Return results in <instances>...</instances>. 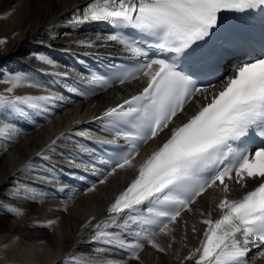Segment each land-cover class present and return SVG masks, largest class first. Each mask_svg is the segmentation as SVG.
Listing matches in <instances>:
<instances>
[{
    "label": "snow or ice",
    "instance_id": "snow-or-ice-1",
    "mask_svg": "<svg viewBox=\"0 0 264 264\" xmlns=\"http://www.w3.org/2000/svg\"><path fill=\"white\" fill-rule=\"evenodd\" d=\"M249 10H264V0H89L66 18L72 28L89 23L108 25L112 31L96 36V41L103 43L88 42L86 46L106 48L107 42H114L126 59L134 61L136 70H119L109 86L140 81L135 94L95 117L108 125L104 128L107 136L97 142L114 146L117 155L105 159L81 144L79 150L88 153V158L67 159L72 168L99 176L86 191L95 192L108 177L133 168L140 149L165 135L139 167L138 175L106 208V217H92L84 225L90 230L92 252L122 257L108 264L138 262L145 245L167 255L175 242L172 225L186 212H199V222L206 227L198 245L180 264H257L264 260V49L256 53L240 39L221 35L224 13ZM59 35L71 32L52 34L55 38ZM6 42L0 39V45ZM240 52L245 56L239 58L236 69L226 78L216 77L222 64L225 73L229 70L232 61L225 58ZM32 55L55 66L47 56ZM93 55L97 60L105 58L99 52ZM72 72L68 69L53 75L67 78ZM80 80L85 87L68 86L78 96L103 91L107 83L98 72L80 74ZM0 83L10 85L5 89L9 95H0V108L17 116L25 114L24 106L43 114L67 99L56 91L39 96L11 95L24 84L45 88L22 75H4ZM193 103L196 110L187 120L174 124ZM9 131H16L15 124L0 118V136ZM76 134L84 136L85 132ZM68 135L53 139L36 153L42 161L39 169L33 166L36 179H50L42 175L53 170L45 162L57 151L58 141ZM51 181L55 182V177ZM249 181L256 186L242 199L228 198L233 185L243 189ZM66 187L60 185L58 190ZM208 189L222 193L219 202L211 210L193 207ZM10 195L20 197L22 193L17 190ZM3 207L0 203V209ZM217 209L219 216L214 219ZM184 228L187 240V221ZM191 231L196 234L195 225ZM161 235L169 238L166 246L156 240ZM60 264L86 262L68 254Z\"/></svg>",
    "mask_w": 264,
    "mask_h": 264
},
{
    "label": "bare ground",
    "instance_id": "bare-ground-1",
    "mask_svg": "<svg viewBox=\"0 0 264 264\" xmlns=\"http://www.w3.org/2000/svg\"><path fill=\"white\" fill-rule=\"evenodd\" d=\"M88 2L89 0H0V39L7 41L0 45V78L4 75H22L36 83L42 82L45 77L55 76L54 72H64L65 69L59 63H55V66L45 65L33 53L50 58L49 56H67L75 52L96 50L97 48H88L86 44L103 43L96 41V36L104 34L86 25L72 28L65 22L67 17ZM66 31L71 32V35H59L58 38L52 36L53 33ZM81 41L85 43L81 44ZM107 43L115 45L114 42ZM49 44L52 46L48 47ZM8 87L10 85L0 83V95H9L5 91ZM48 92L24 84L11 95L39 96L47 95ZM130 92V84L122 85L88 97L83 103L71 104L68 108H63L60 101L43 114L27 106H24L23 116L0 108V118L13 122L16 128V131L0 136V203L4 205L0 209V264H60L68 254H75L76 260L86 264H108L110 260L122 259L120 256L92 252L88 245L90 230L84 225L92 217L97 220L106 217V208L134 177L146 157L161 144L165 135L161 134L160 138L150 141L141 149L139 156L132 161L133 168L108 177V182L97 185L95 192L80 194L68 187L59 191V186L64 184L60 183L57 175L69 166L67 157L73 152L72 148L77 147L74 143L76 133L84 131L86 135L89 128L95 126L96 116L130 96ZM194 103L187 106V114H181L174 124L179 125L187 120L196 110ZM53 108L58 111H53ZM37 115L47 122L35 123L33 117ZM62 134H69L68 138L58 141L57 151L50 161L45 162L46 167L53 170L42 172V175H49L50 179H36L33 166L39 169L42 163L36 153L50 145L53 139L62 137ZM4 148H7L6 152L3 151ZM51 177H55V182L51 181ZM253 185V181H249L248 187L243 189L233 185L228 198L232 200L241 196ZM17 190L22 193L20 197L10 195ZM29 195L36 198L26 199ZM6 196L14 200L1 198ZM220 198L221 192L210 189L193 207L211 210ZM218 216L217 209L213 218ZM185 221L187 240H184ZM199 221V212L183 213L179 223L172 225L175 227V242L167 255L155 251L151 246H145L139 252L140 260L129 261V264H180L182 257L198 245V238L206 227ZM193 225L196 226V234L191 231ZM156 240L164 246L169 242V238L163 235ZM257 264H264V261L260 260Z\"/></svg>",
    "mask_w": 264,
    "mask_h": 264
},
{
    "label": "rangeland",
    "instance_id": "rangeland-1",
    "mask_svg": "<svg viewBox=\"0 0 264 264\" xmlns=\"http://www.w3.org/2000/svg\"><path fill=\"white\" fill-rule=\"evenodd\" d=\"M2 199H5V200H7V201H13L14 199H12V197H1ZM29 204H31V203H29Z\"/></svg>",
    "mask_w": 264,
    "mask_h": 264
}]
</instances>
